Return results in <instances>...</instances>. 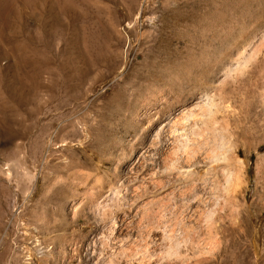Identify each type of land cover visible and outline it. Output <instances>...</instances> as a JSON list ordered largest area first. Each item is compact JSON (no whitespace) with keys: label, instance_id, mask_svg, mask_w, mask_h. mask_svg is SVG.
Here are the masks:
<instances>
[{"label":"rangeland","instance_id":"rangeland-1","mask_svg":"<svg viewBox=\"0 0 264 264\" xmlns=\"http://www.w3.org/2000/svg\"><path fill=\"white\" fill-rule=\"evenodd\" d=\"M0 264H264V0H0Z\"/></svg>","mask_w":264,"mask_h":264},{"label":"bare ground","instance_id":"bare-ground-1","mask_svg":"<svg viewBox=\"0 0 264 264\" xmlns=\"http://www.w3.org/2000/svg\"><path fill=\"white\" fill-rule=\"evenodd\" d=\"M212 118H214V117H212ZM212 120V119H211ZM210 120V122L212 123V121ZM214 121V120H213ZM214 123V122H213ZM190 148V147H189ZM187 153V152H186ZM190 154V153H189Z\"/></svg>","mask_w":264,"mask_h":264}]
</instances>
